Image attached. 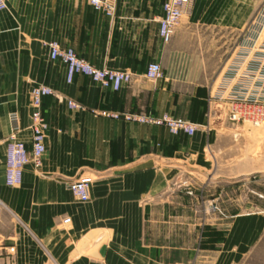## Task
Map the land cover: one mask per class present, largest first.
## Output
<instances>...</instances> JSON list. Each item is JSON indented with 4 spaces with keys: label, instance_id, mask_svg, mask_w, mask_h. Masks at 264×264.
Segmentation results:
<instances>
[{
    "label": "crops",
    "instance_id": "0c3cea01",
    "mask_svg": "<svg viewBox=\"0 0 264 264\" xmlns=\"http://www.w3.org/2000/svg\"><path fill=\"white\" fill-rule=\"evenodd\" d=\"M165 2L114 0L109 17L89 0H7L0 12V264H192L217 253L218 227L233 216L202 224L196 191L164 196L187 171L205 175V129L175 136L93 113L169 115L200 127L216 120L206 115L226 54L214 62V51L231 47L248 0H190L168 43L158 24ZM52 42L131 80L117 92L81 75L68 83L66 66L49 58ZM152 63L162 71L154 82L146 78ZM40 85L53 91L41 104L42 166H25L21 184L7 187L9 116L18 115V139L30 152V93ZM75 180L89 183L87 203L66 188ZM238 189L220 187L209 206L222 200L226 209L248 208L243 192L234 198ZM223 232L222 251L231 234Z\"/></svg>",
    "mask_w": 264,
    "mask_h": 264
},
{
    "label": "built area",
    "instance_id": "2783aa9c",
    "mask_svg": "<svg viewBox=\"0 0 264 264\" xmlns=\"http://www.w3.org/2000/svg\"><path fill=\"white\" fill-rule=\"evenodd\" d=\"M96 10L103 11L107 16H113L115 10L114 0H89ZM190 0H166L163 5V17L159 20V36L168 43L182 19ZM7 0H0V12L6 10ZM253 21L242 33V39L237 53L230 59L229 65L222 74L220 81L212 90L209 103L214 107L213 111L224 113L222 116L230 125L237 126L248 123L257 128L264 126V26L262 22ZM51 61L62 62L66 66L67 82L70 83L74 76L81 75L89 78L93 83L102 88H110L117 92L124 84L131 80V74L127 71L99 70L90 65L84 59L79 58L75 52L68 48H61L57 43L47 45ZM146 78L157 81L162 78L160 65H149ZM53 91L46 86H37L30 93V131L31 150L26 151L24 144L18 139L20 121L17 114L9 116V135L7 138V152L4 182L7 187H18L21 184L22 172L25 166L32 165L34 170L42 166L45 154V131L46 123L41 115V104L45 97H52ZM70 108H75L69 103ZM94 115L121 120L127 123H137L164 127L171 135L193 136L198 129L206 126H196L190 122L174 119L169 115L160 118L148 117L142 114H120L107 111L93 112ZM206 118L210 121L217 117L207 113ZM66 188L80 202L89 201L90 185L87 182L75 180L67 184ZM192 196V192L187 193ZM70 220L65 219L64 224Z\"/></svg>",
    "mask_w": 264,
    "mask_h": 264
},
{
    "label": "rangeland",
    "instance_id": "374dc122",
    "mask_svg": "<svg viewBox=\"0 0 264 264\" xmlns=\"http://www.w3.org/2000/svg\"><path fill=\"white\" fill-rule=\"evenodd\" d=\"M242 4L249 6L248 12L235 27L231 47L227 50L214 51V62L220 59L221 54H226L215 86L229 65L230 59L237 53L242 33H245L253 21L259 19L263 21L264 26V0H248ZM210 107L211 114L217 118L207 125L204 131V136L211 139V144L204 149L206 166L199 169L206 171V176L191 169L181 177L173 179L170 183L171 190L164 196L178 198L181 196L180 189L188 186L191 192L196 191V195L200 197L202 190L205 194L202 195L203 200L198 197L200 208L195 211L202 219V224L205 219L206 221L213 219V216L219 218L225 215L233 216L226 222L230 225L218 227L217 253L200 255L192 264H264V126L254 128L242 122L237 126L230 125L222 117L224 113L219 109L218 113H215L214 107L211 105ZM196 166L194 169L197 170ZM225 186L239 187L233 196L241 197L243 192L244 201L249 203L248 208H245L244 203L243 210L237 206L226 209L227 207H224L226 204H222V200L218 202L219 204L209 206L214 192ZM207 224L210 225L209 222ZM205 228L208 229L209 226ZM223 229L231 232L228 237L230 249L224 251L221 250L225 234Z\"/></svg>",
    "mask_w": 264,
    "mask_h": 264
}]
</instances>
